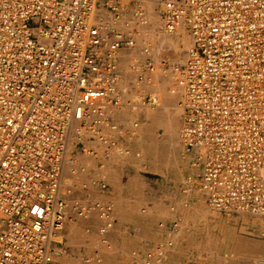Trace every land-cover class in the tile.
Listing matches in <instances>:
<instances>
[{
    "label": "built area",
    "instance_id": "obj_1",
    "mask_svg": "<svg viewBox=\"0 0 264 264\" xmlns=\"http://www.w3.org/2000/svg\"><path fill=\"white\" fill-rule=\"evenodd\" d=\"M156 1L162 33L191 39L181 65L142 31L149 0H0V264H63L54 243L76 219L95 217L111 248L113 204L93 194L108 190L104 162L141 158L127 145L139 120L119 116L155 104L158 69L180 96L178 139L207 206L264 222V0ZM172 246L132 263L163 264Z\"/></svg>",
    "mask_w": 264,
    "mask_h": 264
},
{
    "label": "rangeland",
    "instance_id": "obj_2",
    "mask_svg": "<svg viewBox=\"0 0 264 264\" xmlns=\"http://www.w3.org/2000/svg\"><path fill=\"white\" fill-rule=\"evenodd\" d=\"M158 6L156 0L147 3L149 24L142 31L152 43L154 54L165 47L170 59L181 65L191 39L184 28L171 35L162 33ZM128 58L123 56L119 64L125 81L129 79ZM159 74L160 69L154 83L145 87L155 97V104L146 103L119 116L126 125L139 120L127 145L141 158L128 157L120 162L122 165L114 161L119 196L113 205L118 225L109 234L111 248L102 246L97 220L95 229L84 228L79 246L88 249L89 257L98 249L101 260L97 264H134V250L142 252L170 238L173 246L163 264H188L192 260L200 264H264V222L247 214L221 215L207 206L198 189V168L184 154L178 139L180 96L168 93L172 82ZM69 183L64 179L62 187ZM120 186L124 187L121 192ZM88 264H95V260Z\"/></svg>",
    "mask_w": 264,
    "mask_h": 264
},
{
    "label": "crops",
    "instance_id": "obj_3",
    "mask_svg": "<svg viewBox=\"0 0 264 264\" xmlns=\"http://www.w3.org/2000/svg\"><path fill=\"white\" fill-rule=\"evenodd\" d=\"M115 160L118 163L124 162L121 159L108 160V161L104 162V166H103L102 170L100 171L101 175L104 176V178L108 184L107 192L105 194H102V195L93 194V196L95 198H98V199L105 201V202H111L113 205H114V203H117V197L116 196H119L117 186L114 182V176H115V172H116V170H115L116 167L114 165ZM66 178H67V175L64 174V179H66ZM123 190H124V187L122 186L120 192ZM80 196H82V194ZM113 214H114V206H113ZM114 216H115V214H114ZM95 220H96L95 217H91L89 219L71 220V221H68L66 223L62 234L59 236L60 240H57V243H54L55 246H60L65 250L63 256H61L58 259L60 262H62L63 264H82V263L88 264V263L84 262V259L89 256L88 254H86L88 249L84 246H79V243L83 238L82 231H84V228L90 227L92 229H95ZM95 250H98V249H95ZM100 258H101V256H100ZM95 264H97V262H95Z\"/></svg>",
    "mask_w": 264,
    "mask_h": 264
},
{
    "label": "bare ground",
    "instance_id": "obj_4",
    "mask_svg": "<svg viewBox=\"0 0 264 264\" xmlns=\"http://www.w3.org/2000/svg\"><path fill=\"white\" fill-rule=\"evenodd\" d=\"M154 102L153 98H152V103Z\"/></svg>",
    "mask_w": 264,
    "mask_h": 264
}]
</instances>
